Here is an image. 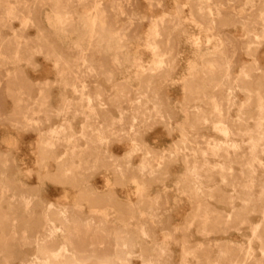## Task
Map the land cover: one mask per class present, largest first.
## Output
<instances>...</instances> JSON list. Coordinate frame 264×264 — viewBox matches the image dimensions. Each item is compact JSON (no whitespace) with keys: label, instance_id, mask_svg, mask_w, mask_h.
<instances>
[{"label":"rangeland","instance_id":"1","mask_svg":"<svg viewBox=\"0 0 264 264\" xmlns=\"http://www.w3.org/2000/svg\"><path fill=\"white\" fill-rule=\"evenodd\" d=\"M55 262L264 264V0H0V264Z\"/></svg>","mask_w":264,"mask_h":264},{"label":"bare ground","instance_id":"2","mask_svg":"<svg viewBox=\"0 0 264 264\" xmlns=\"http://www.w3.org/2000/svg\"><path fill=\"white\" fill-rule=\"evenodd\" d=\"M99 8V7H98ZM120 9V8H119ZM99 11V10H98ZM97 11V12H98ZM105 17V16H104ZM102 19V18H101ZM105 18H103V20H104ZM85 87V86H84ZM64 237V236H63ZM76 251V250H75ZM79 253V252H78ZM98 255V254H97ZM61 258V257H60ZM98 259V258H97ZM38 261H41L39 258H38ZM55 264H56V262H55Z\"/></svg>","mask_w":264,"mask_h":264}]
</instances>
